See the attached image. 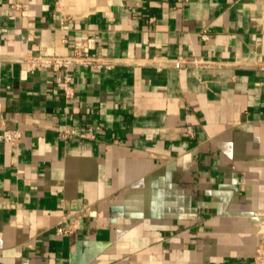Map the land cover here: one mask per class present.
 I'll return each instance as SVG.
<instances>
[{
    "label": "crops",
    "instance_id": "obj_1",
    "mask_svg": "<svg viewBox=\"0 0 264 264\" xmlns=\"http://www.w3.org/2000/svg\"><path fill=\"white\" fill-rule=\"evenodd\" d=\"M263 68L264 0H0V264H253Z\"/></svg>",
    "mask_w": 264,
    "mask_h": 264
},
{
    "label": "built area",
    "instance_id": "obj_2",
    "mask_svg": "<svg viewBox=\"0 0 264 264\" xmlns=\"http://www.w3.org/2000/svg\"><path fill=\"white\" fill-rule=\"evenodd\" d=\"M24 64L26 71H34L41 69H55L69 71L73 67H93L96 69H110L113 67V63L106 61L99 56L88 55L82 52L80 49H75L72 55H51L45 51H40L36 55L26 56L21 60ZM179 64H181L179 62ZM264 69V68H263ZM71 77L65 76L63 89L68 97H72L74 89L71 83ZM69 131H64L63 136L67 137ZM192 134V131H190ZM23 137V133L19 128H8L5 126V121L0 117V140L11 145L18 144ZM264 224V222H263ZM77 223H70L65 225H59L56 228V232L59 235H70L77 228ZM253 264H264V229L261 234L260 241L257 245Z\"/></svg>",
    "mask_w": 264,
    "mask_h": 264
}]
</instances>
